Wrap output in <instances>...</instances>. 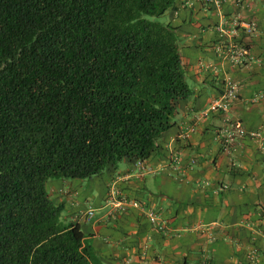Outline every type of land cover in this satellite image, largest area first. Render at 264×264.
<instances>
[{
	"label": "trees",
	"instance_id": "trees-1",
	"mask_svg": "<svg viewBox=\"0 0 264 264\" xmlns=\"http://www.w3.org/2000/svg\"><path fill=\"white\" fill-rule=\"evenodd\" d=\"M179 0H0V264H102L51 180L146 162L189 99Z\"/></svg>",
	"mask_w": 264,
	"mask_h": 264
},
{
	"label": "crops",
	"instance_id": "crops-1",
	"mask_svg": "<svg viewBox=\"0 0 264 264\" xmlns=\"http://www.w3.org/2000/svg\"><path fill=\"white\" fill-rule=\"evenodd\" d=\"M161 21L177 29L192 95L145 162L151 172L124 160L88 180L49 181L50 198L102 264H264V0H179ZM228 81L229 113H209ZM227 120L247 131L231 154Z\"/></svg>",
	"mask_w": 264,
	"mask_h": 264
},
{
	"label": "built area",
	"instance_id": "built-area-1",
	"mask_svg": "<svg viewBox=\"0 0 264 264\" xmlns=\"http://www.w3.org/2000/svg\"><path fill=\"white\" fill-rule=\"evenodd\" d=\"M244 27L248 30L249 33L253 32L255 28L254 25L251 23L246 24ZM238 29L239 27L238 25H236L233 28L232 33L236 34L238 32ZM230 33H231V29H230ZM247 54L248 51L243 48L238 52H236L235 58L238 61V59L247 56ZM236 97H237L236 86L233 83H231V81L226 82L225 87L223 89V93L221 94L220 97L212 101V103L208 108V112L227 115L231 109L232 102L236 99ZM246 135H247V131L242 123L240 122L232 123L230 120H227L225 127L222 129V135H221L223 153L231 154L234 149L236 139H241ZM258 135L259 134L251 133V136L255 138L258 137ZM135 168L140 173H148L151 172L152 170L151 168H148L145 165V162H141V161H137L135 163ZM94 214L95 213L93 210L87 211L86 213L87 219L93 218ZM148 219L152 225H155L159 227V229H162L156 213L150 212L148 214Z\"/></svg>",
	"mask_w": 264,
	"mask_h": 264
}]
</instances>
